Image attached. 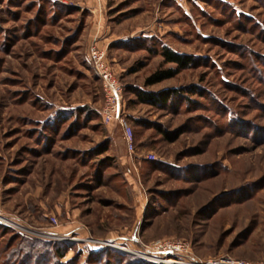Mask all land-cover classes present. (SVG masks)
I'll return each instance as SVG.
<instances>
[{
	"label": "rangeland",
	"instance_id": "rangeland-1",
	"mask_svg": "<svg viewBox=\"0 0 264 264\" xmlns=\"http://www.w3.org/2000/svg\"><path fill=\"white\" fill-rule=\"evenodd\" d=\"M165 46L194 64L148 84ZM177 240L264 264V0H0V264H167L149 247Z\"/></svg>",
	"mask_w": 264,
	"mask_h": 264
},
{
	"label": "built area",
	"instance_id": "built-area-1",
	"mask_svg": "<svg viewBox=\"0 0 264 264\" xmlns=\"http://www.w3.org/2000/svg\"><path fill=\"white\" fill-rule=\"evenodd\" d=\"M89 58L93 64L96 73L100 77L105 94V104L102 108V118L105 123L117 121L125 133V141L129 150L134 148V138L131 127L123 117V86L114 77L109 66L105 64V53L96 46H92L89 50ZM152 254L157 257L161 256L162 261L167 262L172 259V262L167 264H252L241 260H235L229 256L220 258H210L205 261H198L188 257V243L182 240L164 241L154 244L149 247ZM170 256V257H165Z\"/></svg>",
	"mask_w": 264,
	"mask_h": 264
},
{
	"label": "trees",
	"instance_id": "trees-1",
	"mask_svg": "<svg viewBox=\"0 0 264 264\" xmlns=\"http://www.w3.org/2000/svg\"><path fill=\"white\" fill-rule=\"evenodd\" d=\"M161 54L165 57V59L168 62H172L175 63L177 65V68L173 69L170 68L168 70H161V71H157L155 72L152 76H150L147 80L148 84H154L160 81H163L165 79L171 78L174 75H176L178 73V71H180V69H183L185 67H188L191 64H194V58L192 56L189 55H183L180 53L175 52L174 50H172L171 48L165 46L162 47L161 49ZM179 94V89H173L172 92L169 93H153V92H140L139 93V97L141 99H143L144 101H149L150 103H155V104H162V103H166L171 95H176ZM17 237L19 239H21L22 241H24L23 243L26 242V240L24 238H22V236H20L19 234H17ZM58 246H56L55 249V255L57 256L56 258H62L63 256H65V253L67 252V248L65 244H57ZM21 245L19 244L17 247H15L12 251V256L16 255L20 250H21ZM95 252V251H94ZM93 252V253H94ZM96 254L99 252H95ZM94 253V254H95ZM109 252L107 251L105 253V255H107ZM25 254H27V252H25ZM22 254V257L25 255ZM120 261V260H119ZM109 264V262H108Z\"/></svg>",
	"mask_w": 264,
	"mask_h": 264
},
{
	"label": "bare ground",
	"instance_id": "bare-ground-1",
	"mask_svg": "<svg viewBox=\"0 0 264 264\" xmlns=\"http://www.w3.org/2000/svg\"><path fill=\"white\" fill-rule=\"evenodd\" d=\"M167 262H169V263L172 262V259H168Z\"/></svg>",
	"mask_w": 264,
	"mask_h": 264
}]
</instances>
